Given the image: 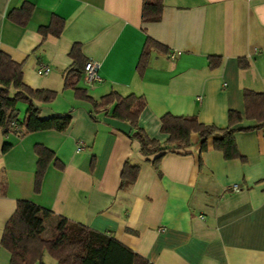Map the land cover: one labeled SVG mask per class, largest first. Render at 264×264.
Masks as SVG:
<instances>
[{
  "label": "crops",
  "instance_id": "1",
  "mask_svg": "<svg viewBox=\"0 0 264 264\" xmlns=\"http://www.w3.org/2000/svg\"><path fill=\"white\" fill-rule=\"evenodd\" d=\"M23 1L0 0V50L22 62L23 83L56 92L38 102L39 117L70 120L63 130L25 132L17 126L4 134L0 128V236L16 199L24 198L52 211L44 231H54L62 215L111 234L153 264H264V123L234 132L243 162L225 159L209 138L198 163V137L192 134L190 146L166 151L154 167L158 152L142 154L136 139L102 120L110 104L95 112L63 86L66 69L94 59L101 81L86 84L80 75L76 87L93 99L109 91L143 96L137 124L150 138L167 137L160 131L164 113L224 127L229 109L243 113L244 89L264 91V0H162L160 17L152 21L141 19L142 0H26L32 10L19 24L7 13ZM53 15L62 19L61 31L42 35L38 27ZM147 36L158 46L150 47L138 72ZM74 43L76 63L69 54ZM39 65L49 70L37 73ZM19 102L21 119L26 104ZM257 123L243 117L233 126ZM78 141L85 146L79 151ZM3 142L9 143L5 151ZM35 143L51 149L59 162L48 164L37 192ZM126 161L138 172L120 188ZM232 184L238 190L228 188ZM9 256L0 244V264H9ZM42 261L55 264L48 253Z\"/></svg>",
  "mask_w": 264,
  "mask_h": 264
},
{
  "label": "trees",
  "instance_id": "2",
  "mask_svg": "<svg viewBox=\"0 0 264 264\" xmlns=\"http://www.w3.org/2000/svg\"><path fill=\"white\" fill-rule=\"evenodd\" d=\"M162 0H142L141 19L144 21L157 20L160 17ZM32 10L29 1H23L18 8L11 9L7 16L23 24L28 19ZM62 28V19L53 15L45 25H40L38 31L42 35L48 33L58 35ZM158 43L150 37H146L139 54L136 69L146 65L150 47H157ZM79 53V44L74 43L69 54L74 58ZM210 65L218 62L217 57L211 55ZM215 58V59H214ZM85 59L81 65H73L63 72V86L72 87L77 98L88 100L92 109L98 112L108 104L111 105V116L129 124L128 135L139 143L142 154L158 152L151 160L157 167L159 159L166 151L185 150L192 143V134L198 137V163L200 153L208 148L207 140L210 138L212 148L222 153L225 159L238 158L245 161V157L239 152L234 132L236 130H248L256 128L264 123V91L256 92L244 89L242 93L244 111L235 109L227 112L228 124L218 127L214 124L203 123L197 120L195 115H173L164 113L160 117V131L167 134L163 140L150 138L138 126L137 118L145 105L143 96L135 94L120 95L115 91L103 94L99 99H93L84 88L76 87ZM246 64V63H245ZM22 62L13 60L6 52L0 50V128L5 134L12 130L11 122L15 121L22 131H36L45 129L63 130L69 123L68 115H56L48 118L39 117L38 102L51 100L56 92L49 89L31 88L21 79ZM26 104L24 115L17 118L16 102ZM243 117L253 118L258 123L254 126L234 127ZM16 126V127H17ZM9 143L3 142L2 150L5 151ZM33 150L36 154L34 170V191H39L43 175L48 164L59 165L54 152L41 143H35ZM93 158L90 166L93 165ZM138 165L124 162L120 171L119 187L124 188L132 183L137 175ZM3 186L0 185V191ZM52 213L50 209L32 200L16 199L15 208L4 223L0 244L8 250L9 264H46L42 261L44 253H48L55 264H153L147 258L134 252L108 233L94 230L82 223L72 221L62 215H58L54 225V234L44 236V221Z\"/></svg>",
  "mask_w": 264,
  "mask_h": 264
},
{
  "label": "built area",
  "instance_id": "3",
  "mask_svg": "<svg viewBox=\"0 0 264 264\" xmlns=\"http://www.w3.org/2000/svg\"><path fill=\"white\" fill-rule=\"evenodd\" d=\"M179 51H174L171 52L169 54L170 57H174L175 54H177ZM98 69H99V63L98 61L94 60V59H88L86 60V62L83 65V70L81 73V77L82 80L86 83V84H94V83H98L101 81V77L98 73ZM49 70V68L45 65H39L36 69L37 73L40 74H44ZM199 98V97H198ZM17 124L15 121L11 122V127H16ZM84 144L81 141H78L77 145H76V150H82L84 149ZM228 188L232 189L233 191L238 190V186L236 184H232L229 185Z\"/></svg>",
  "mask_w": 264,
  "mask_h": 264
},
{
  "label": "water",
  "instance_id": "4",
  "mask_svg": "<svg viewBox=\"0 0 264 264\" xmlns=\"http://www.w3.org/2000/svg\"><path fill=\"white\" fill-rule=\"evenodd\" d=\"M102 120L109 123L110 125L128 133L129 129H130V126L127 122L125 121H122V120H119L117 118H113L111 116H103L102 117Z\"/></svg>",
  "mask_w": 264,
  "mask_h": 264
},
{
  "label": "rangeland",
  "instance_id": "5",
  "mask_svg": "<svg viewBox=\"0 0 264 264\" xmlns=\"http://www.w3.org/2000/svg\"><path fill=\"white\" fill-rule=\"evenodd\" d=\"M19 102V101H18ZM19 103H21V102H19ZM51 232V233H50ZM54 234V231H53V228L51 227V228H49V229H46V231H44V233H43V235L44 236H51V235H53Z\"/></svg>",
  "mask_w": 264,
  "mask_h": 264
}]
</instances>
